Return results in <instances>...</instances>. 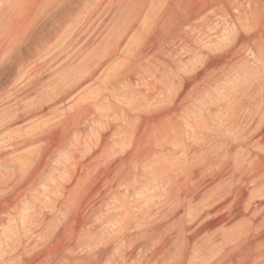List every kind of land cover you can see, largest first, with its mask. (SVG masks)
I'll use <instances>...</instances> for the list:
<instances>
[{"label":"rangeland","instance_id":"rangeland-1","mask_svg":"<svg viewBox=\"0 0 264 264\" xmlns=\"http://www.w3.org/2000/svg\"><path fill=\"white\" fill-rule=\"evenodd\" d=\"M6 1L8 0H0V18L9 12L8 2L10 0ZM97 1L43 0L40 7L36 9L34 18L38 26L50 23V21H53L52 25H56V22L64 19L69 13L73 16L80 9L78 24H81L83 15H85L84 6L88 2L92 3L86 10L88 11ZM162 1L163 3L161 0L160 2L153 0V3L147 2L144 8L140 7L135 10V13H140L135 19L138 27L144 21L146 24L149 22L147 25H152L149 20H146L147 14L152 10L151 13L156 15L157 9H162L166 4L165 0ZM115 4L116 7L107 11L105 21L100 17V12L92 19L94 29L98 27L94 38L100 32H108L111 29L114 24V13L119 8V3L115 2ZM168 5L169 10L166 15L169 18V39L154 33L156 36L153 38L155 50L153 49L152 53L156 54L159 65L166 64L165 67H167L164 79L169 81V117L167 118L169 145L162 147L163 150L158 147L159 151L156 148L157 160L152 164L141 162L135 166L126 161L121 167L127 176L124 183H117L115 180L113 182V178L109 177L110 165L109 167L107 165L96 167V171L91 172V182L87 185L84 195L82 194V197L66 207L64 211H58L59 213L56 205L61 200L64 180L69 178L65 171L73 169L68 162L72 146L60 151L40 180H38L39 166L35 165L36 168L34 165L28 166L25 171L26 175L24 174L21 178L28 188L26 195L17 197L14 205L8 209L0 204V264H171L172 261V264H264V244L243 247L238 246L239 240L236 239L229 243L227 246L229 248H227L217 243L213 245L206 243L203 244L205 247L203 253H197L193 247L194 242L189 244L192 232L183 233L187 234L185 240L188 239L183 242L177 241L176 236L171 234L172 230L168 229L169 215L176 222L181 216L173 202L169 200V173L173 172L172 175L175 173L174 170L185 161L190 150L198 148L197 146L207 141L206 145L210 146L214 152H220L229 145V142L234 141L233 138L237 132L252 127L251 132L253 133L264 126V0H169ZM197 7H200L202 12L201 16L195 17L194 12ZM67 11L68 14L65 16ZM21 13L20 9L16 13V16L20 14L17 16L19 20L20 16L23 17ZM181 17L187 19V22L178 24ZM133 36L134 32H130L124 38L119 55L113 56L104 63L101 74L106 73L107 69L113 68L122 60L125 53L124 47L134 38ZM236 52L237 55H235ZM43 58L45 55L39 54L31 57L24 51L21 65L19 64L11 72L10 78L7 77L6 80L4 74L11 66L3 67L0 75V87L3 90L1 94L0 88V102L2 103H0V113L4 108L11 106V103L5 104L1 101L7 96L3 93L13 85L17 86L14 91L18 90L23 85L21 80L24 73ZM14 60L18 63L16 58ZM78 61L77 56L72 58L69 64L74 66ZM197 72L202 74L201 83L192 81ZM53 77L55 75L51 78ZM185 85H188V96L179 98ZM86 86L87 84L80 87L73 95H77ZM90 86L87 92L91 88L93 91L97 84ZM131 88L145 90L147 86H141L134 80ZM196 92L199 95L195 94ZM73 102L57 105L60 107L57 108L55 116L25 121L22 129L17 126L0 127V145L9 136L29 137L31 131H35L40 123L42 126L53 124L56 118L59 120L62 117ZM119 102L121 101H116V104ZM163 106L164 104H156L153 110L159 111ZM119 115L120 113H114L110 117H98L100 121L93 126L80 127L72 135L73 138L79 134L84 137L77 153L79 161L86 160L89 151L96 148V136L98 137L101 131L107 130L109 124L111 126L122 120L123 117ZM142 118L143 121L140 123L133 121L131 123L133 127H143V125L147 127L149 117ZM232 122H235V127L234 125L229 126ZM162 127L163 122L159 120L156 128ZM47 140L48 137L45 135L42 139L12 149L4 160L0 161V184L4 185L14 179L15 171L20 164L25 162V157L31 155L36 149H40V145L43 148ZM128 145L121 147L116 142L109 144L108 152H111V159L126 158L128 154H133ZM241 152H244L245 156H250L247 163L253 162V164L254 159L262 153L257 148H250L247 151L241 149ZM2 195L4 193L0 194V203L3 204ZM190 223V220L184 222L185 225ZM209 224L210 221H203L202 226L205 228V233H202L198 239L205 241L209 234L206 228ZM263 228L254 231L255 233L252 232L251 236L252 234L259 235ZM216 259L219 260L216 262Z\"/></svg>","mask_w":264,"mask_h":264},{"label":"bare ground","instance_id":"bare-ground-1","mask_svg":"<svg viewBox=\"0 0 264 264\" xmlns=\"http://www.w3.org/2000/svg\"><path fill=\"white\" fill-rule=\"evenodd\" d=\"M42 1L10 0L8 2V14L0 18V75L4 66H11L4 74L5 80L20 64L24 51L26 55L31 57L39 54L45 55V58L24 73L21 80L23 85L18 90L14 91L17 86L12 84L13 87L3 93V95L7 96L1 101L5 102V104L11 103V106L4 108L0 113V127L17 126L22 129L25 121L29 119L35 121L47 116H55L57 108L60 107L57 105L69 101L74 102L59 120L56 118L57 121L55 120L53 124L42 126L40 123L35 128V131H31L29 137L8 135V139L0 145V161H2L12 149H17L30 142L42 139L45 135L48 137L47 143L44 144L45 146L43 145V148L40 145V149H36L31 155L25 157V162L17 167L14 179H9L10 182L4 185L0 184V194L4 193L2 195L4 197V200H2L3 204H0L8 209L14 205V200L17 197L26 195L28 188H26L21 178H23L28 166H39V178L36 177L40 180L44 175L43 173L47 171L51 161L58 157L60 151L72 146V149H70L72 153H70L68 162L73 169H66L65 171L69 178L68 180L63 179L61 200L56 205L57 212H60L75 203L79 197H82L87 185L91 182V172L96 167L110 165L109 177L113 178V182L115 180L117 183H124L127 176L123 173V168L121 170V167L126 161L135 166H138L137 164L141 162L152 164L157 160L156 150L158 147L161 149L169 145V126L167 127V118L169 117V81L164 79V75L167 73L165 68L167 67H165L166 64L159 65L156 54L152 53L154 49V33L161 34L169 39V18L166 15L169 10V0H165L166 4H164L165 6L163 5L162 9L154 10L156 15L151 13L152 10H150L151 14L148 12L149 10H146L148 14L147 19H145L149 20L152 25H147L149 22L146 24V21H144L143 23L141 22L142 24L140 23L139 27L135 19L139 17L140 13H135V10L140 7L144 8L147 2L149 3L153 0H98L94 3L93 8L86 11L92 5L91 2H88L85 6L83 5L85 15H83L81 24H78L81 12L79 9L73 16L70 13L67 15V11L65 14L67 16L56 22V25H52L53 21H50V23L48 22L45 25L42 22L40 23L42 26H38L39 24L37 25V20H35L34 16ZM115 2L119 3V8L114 13V24L108 32L102 31L94 38L98 32V27L94 29L92 19L100 12V17L105 21L107 19V11L113 9L116 5ZM161 2L163 3L162 0ZM19 9L20 11L22 10L21 15H23V17L20 16V20L17 18L20 14L16 16ZM201 12L202 9L197 7L194 12L195 17L201 16ZM42 16L44 17L45 15ZM45 18L47 17L45 16ZM179 19L178 22L176 21L178 24L187 22V19L183 17ZM130 32H134V38L126 46L124 45L125 53L122 56V60L113 68L107 69L106 73L103 72L104 74H101L100 71L103 69L104 63L113 56L119 55V49L124 43V38ZM235 55H237V52ZM77 56L79 57L78 63L71 66L69 62ZM14 58L18 60V63ZM22 59L24 60V57ZM53 75L55 77L51 78ZM201 76L202 74L197 72L193 77V83H199ZM134 80L141 86L146 85L147 88L145 90L131 88ZM85 84H87L86 87L77 95H73ZM94 84H97V87L93 91H91V88L87 92L89 86ZM2 91L1 88V94ZM187 91L188 85H185L179 94V98L187 95ZM197 92L195 94H198ZM78 96L80 98H77ZM116 101L121 102L116 104ZM156 104H164V106L161 110L154 111L153 106ZM114 113H120L119 116L123 117L122 120L111 126L109 124L107 130L101 131L98 137L96 136V148L89 151L86 160L79 161L77 153L84 137L79 134L73 138L72 135L80 127L93 126L97 121H100L98 117H110ZM141 117H149L147 127L144 125L143 127H133L131 123L135 120L139 121V123L142 122L143 118L141 119ZM159 120L163 122L162 128H156ZM49 121L51 120L49 119ZM233 125L235 127V122L230 123L229 126L233 127ZM251 128H245L242 132H237L238 135L236 133L235 138L230 137L234 141L229 142V145L220 152H214L210 146L206 145L207 141L197 146L198 148L191 147L190 154L186 155L185 161L174 170L175 173L173 175V172L169 173V200L173 202L181 216L176 222L169 215L168 229L169 231L170 229L172 230L171 234L176 236L177 241L183 242L188 240H185L187 234L183 233L192 232L189 244L194 242L193 247H195L197 253H203V248H205L203 244L206 243L207 245L217 243L227 247L229 243L238 239V246L243 247H254L260 244L262 246L264 244V228L259 235L254 236L252 234L251 236L252 232L264 227V126L253 133ZM17 131L20 132V130ZM112 142H116L121 147L129 144L128 146H130L129 148L133 151V154H128L126 158L117 157V159H111V152H108V146ZM250 148H257L262 151L254 159V164L253 162L247 163L250 156H245L244 152H241V149L247 151ZM185 220H190L191 223L185 225ZM203 221H210V224L206 227L209 230V234H207L205 241L198 239L202 233H205V228L202 226ZM224 252L227 253L226 251ZM218 260L216 259V262Z\"/></svg>","mask_w":264,"mask_h":264}]
</instances>
